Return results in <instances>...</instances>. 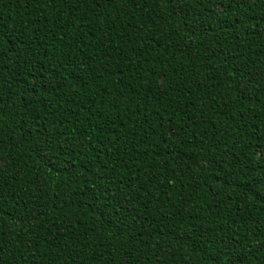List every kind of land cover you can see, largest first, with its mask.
<instances>
[{
	"label": "trees",
	"instance_id": "16d2710c",
	"mask_svg": "<svg viewBox=\"0 0 264 264\" xmlns=\"http://www.w3.org/2000/svg\"><path fill=\"white\" fill-rule=\"evenodd\" d=\"M0 264H264V0H0Z\"/></svg>",
	"mask_w": 264,
	"mask_h": 264
}]
</instances>
